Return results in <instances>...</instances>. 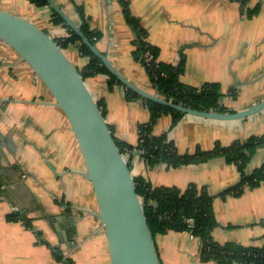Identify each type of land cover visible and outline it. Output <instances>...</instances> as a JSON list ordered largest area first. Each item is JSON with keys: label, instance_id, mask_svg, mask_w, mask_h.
Returning <instances> with one entry per match:
<instances>
[{"label": "crops", "instance_id": "obj_1", "mask_svg": "<svg viewBox=\"0 0 264 264\" xmlns=\"http://www.w3.org/2000/svg\"><path fill=\"white\" fill-rule=\"evenodd\" d=\"M54 1L78 27L86 22L100 34L93 46L121 75L161 97L135 60V31L124 16L122 0ZM126 1L147 42L160 49L158 60L173 66L183 63L182 84L199 90L219 85L222 113L242 112L264 101V0H250L245 10L239 0ZM256 8L258 12L249 16L248 10ZM0 11L54 39L71 35L69 27L51 24L50 6L0 0ZM63 51L79 70L90 63L78 43ZM109 81L100 74L86 83L104 105L115 138L136 148L140 128L151 122L146 99L131 100L127 87L121 83L110 88ZM152 135H165L179 154L209 152L217 145L230 147L264 135V110L234 121L185 114L177 120L163 114ZM132 163L133 175L153 187L207 189L213 197L215 242L264 248V181L236 196L226 192L240 183L241 174L222 157L176 168L162 162L152 166L141 155L132 156ZM263 164L260 148L246 171L251 174ZM15 213H20L16 220ZM99 216L85 159L66 115L33 69L0 42V264H64L57 254L73 264H111ZM155 243L161 264H218L202 260L201 242L189 232L158 235Z\"/></svg>", "mask_w": 264, "mask_h": 264}, {"label": "water", "instance_id": "obj_2", "mask_svg": "<svg viewBox=\"0 0 264 264\" xmlns=\"http://www.w3.org/2000/svg\"><path fill=\"white\" fill-rule=\"evenodd\" d=\"M48 3L120 83L148 101L185 115L218 121L242 120L264 110L262 101L242 112H207L153 95L121 75L54 0H48ZM0 42L9 46L33 69L75 132L98 201L99 218L107 236L111 264H161L144 206L137 194L132 168L79 69L54 38L28 21L1 11Z\"/></svg>", "mask_w": 264, "mask_h": 264}, {"label": "trees", "instance_id": "obj_3", "mask_svg": "<svg viewBox=\"0 0 264 264\" xmlns=\"http://www.w3.org/2000/svg\"><path fill=\"white\" fill-rule=\"evenodd\" d=\"M28 1L38 8L49 6L48 0ZM239 1L242 4L243 10H245L244 8L250 0ZM121 6L123 7V13L127 22L135 31V60L143 65L157 93L167 101H176L194 110L222 112L219 85L206 84L199 90L182 84L180 77L184 72L183 63L181 62L178 66L161 63L158 60L160 49L147 42V33L141 26L140 20L131 14L129 2L122 0ZM256 11L258 12V8L248 10V15L251 16ZM51 24L54 26H67L65 21L56 12H53ZM81 30L88 37L91 44L96 45L100 34L91 31L86 22L81 26ZM54 40L62 50L78 43L80 44L81 54L84 57L91 58L89 65L79 70L85 81L96 75L105 74L110 77V88H113L114 84H121L104 66L102 61L94 55L91 49L83 44L81 39L72 31L70 36L59 37ZM147 53L152 55L150 62L145 58ZM128 96L131 100L141 98L132 90L128 91ZM145 101L151 113V122L140 128L141 143L139 147H142L145 151L143 158L152 166L162 162L169 167L176 168L202 163L215 157H222L228 163L236 165L241 174L240 183L226 192V194L236 196L241 195L246 187L260 186L264 181V164L251 174L246 171L248 163L257 150L264 148V135L253 136L230 147L217 145L209 152L197 151L195 153L179 154L175 147L167 141L165 135L161 137L153 136L152 129L157 119L163 114H172L177 120L183 114L158 103ZM98 104L106 117L104 105L102 102ZM116 141L123 154L125 153V149L131 150L135 148L117 139ZM129 165L132 168V163ZM135 182L137 194L144 206L148 225L154 240L156 236L169 232H189L201 242L200 255L204 262L214 261L218 264H264V248H247L235 243L221 245L213 240L212 232L216 227V222L213 213V197L207 189L197 185H190L185 190L166 186L153 187L144 178L136 176ZM12 218L18 219V215H14ZM190 220L193 221L192 227L189 223ZM56 259L64 264H73V262L69 259H64L60 254H57Z\"/></svg>", "mask_w": 264, "mask_h": 264}, {"label": "built area", "instance_id": "obj_4", "mask_svg": "<svg viewBox=\"0 0 264 264\" xmlns=\"http://www.w3.org/2000/svg\"><path fill=\"white\" fill-rule=\"evenodd\" d=\"M145 58L150 62L152 60V55L150 53H147L145 55ZM144 154H145V151L143 150V148L142 147L140 148L138 146V147L131 149V150L125 149V153L123 155H124L125 159L127 160V162L130 164V163H132V161H131L132 156L133 157H136L137 155L143 156ZM132 167H133V163H132ZM14 211L18 212V210H16V209ZM15 214L18 216L20 215V213H15ZM189 223H190V226L192 227L193 221L190 220ZM191 236H192V238H195L192 234H191Z\"/></svg>", "mask_w": 264, "mask_h": 264}, {"label": "rangeland", "instance_id": "obj_5", "mask_svg": "<svg viewBox=\"0 0 264 264\" xmlns=\"http://www.w3.org/2000/svg\"><path fill=\"white\" fill-rule=\"evenodd\" d=\"M246 10H247V8H246ZM65 52V51H64ZM69 55V57L72 59V57H71V55L70 54H68ZM73 61H74V59H72ZM152 83V82H151ZM153 85V84H152ZM154 87V86H153ZM189 116H191V115H189ZM40 237H42L41 235H40Z\"/></svg>", "mask_w": 264, "mask_h": 264}]
</instances>
